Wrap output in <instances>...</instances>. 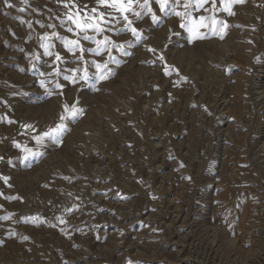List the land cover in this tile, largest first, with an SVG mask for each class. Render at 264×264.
I'll use <instances>...</instances> for the list:
<instances>
[{
  "label": "rangeland",
  "instance_id": "rangeland-1",
  "mask_svg": "<svg viewBox=\"0 0 264 264\" xmlns=\"http://www.w3.org/2000/svg\"><path fill=\"white\" fill-rule=\"evenodd\" d=\"M185 2L84 40L97 0H0V264H264V0Z\"/></svg>",
  "mask_w": 264,
  "mask_h": 264
},
{
  "label": "snow or ice",
  "instance_id": "snow-or-ice-1",
  "mask_svg": "<svg viewBox=\"0 0 264 264\" xmlns=\"http://www.w3.org/2000/svg\"><path fill=\"white\" fill-rule=\"evenodd\" d=\"M156 2L159 5V10L161 12L165 11V9L167 8L168 4L170 3V0H156ZM172 3L174 4H178L179 0H171ZM209 2V0H196L195 4H193V0H186V2L183 4V7L185 9V12H178L175 11L173 9V14L177 17H181V22H180V28L185 29L187 32H189L191 34L192 39H203L205 38V36L200 32V29H208L211 28V31L213 34H216L217 31L220 32V39H223V32L224 29H226L228 27V25L226 23H224L223 21H218L215 19V17H209L207 19L210 20L211 24L209 25L208 23H205L206 17L204 16H200L198 19H188L186 20L185 17L190 15V13L187 12V10L189 8H195L196 10L202 9L204 8V5L207 4ZM245 0H231V2H229V0H221V3L224 4V11H227L229 15H234L235 13L231 11V3H244ZM4 3L7 7L11 8L13 7V5L11 3H9V0H4ZM97 3L99 5H101L102 7H104L106 9V11H102V12H98V9L93 8L92 12L93 13H98L97 15L94 16H88L86 19H84L83 22H81L80 19H74L72 15L68 16V19L72 21V23L75 25L76 29L79 30V32L84 33L83 35V39L84 40H89L90 37L87 35V32L92 30L95 31L96 33H101L103 32L105 29L103 27L104 24H109L111 23V21L113 19H115L114 16H112V13L107 11V9H113L115 10V12H118L123 19L127 22L125 25V28H127L128 30L131 31L133 36H136L137 33V29L132 27V21L128 19V16L126 15V13H128L129 11H132V6L134 3V0H97ZM145 3H147V0H145ZM67 7V4L65 5ZM212 6L213 8L216 7V0H212ZM207 10V9H205ZM77 15H79L77 13ZM137 16H139V13H136ZM156 19V16L153 15V20ZM217 25H223V27L217 29ZM69 31H72V28L68 29ZM53 35H55V33H53ZM108 38L105 37L104 41L102 42H98L99 43H108ZM191 42V41H190ZM65 47L68 48L69 51L73 52V54L75 55V48H80V52L83 53L85 51V49L83 47L80 46V42L79 40H75V41H68L66 42ZM149 51L155 52V49L149 48ZM97 55H99V48L97 49ZM109 54H110V49H109ZM48 55H51V53H48ZM56 60H60L61 57L59 54H56ZM83 57H78V59H82ZM161 60H163V57H160ZM108 65L107 63H105L103 66H101L100 64L96 65V68L99 70V76L98 79L100 80H104L107 79V74H105V69H107ZM65 80H72L73 83H75V79L69 76H65L64 77ZM81 80H86L87 79V75L85 74L84 76L80 77ZM41 87H44V82L41 81ZM57 87H60V85H57ZM62 94V93H61ZM79 103V101L77 100L76 102L72 103L71 105H69L68 103H65L62 105L63 109H64V114H62L60 116V123L56 125L55 128L50 129L48 132H45L41 135H38L37 137H35L37 144H42L44 139L46 137H52L55 134L58 133H62L63 131L66 130V125L64 124V121L66 119H75L76 116L82 114L83 109L78 108L77 104ZM205 111H207V109H205ZM24 127L26 128H31V125H25ZM17 147H19V145H16ZM25 151L30 152V149H25ZM42 155V154H41ZM0 159H2V157H0ZM181 167H183V165H181ZM5 180H7V178H4ZM70 211V209H69ZM61 223H65V221L61 220ZM24 239H27V237H25Z\"/></svg>",
  "mask_w": 264,
  "mask_h": 264
}]
</instances>
